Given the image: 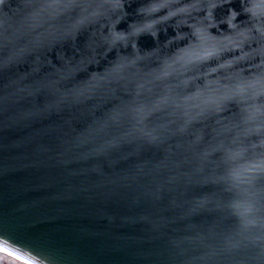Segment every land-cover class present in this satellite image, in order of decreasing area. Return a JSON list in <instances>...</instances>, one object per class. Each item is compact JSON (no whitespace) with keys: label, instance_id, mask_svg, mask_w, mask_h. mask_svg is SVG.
<instances>
[{"label":"water","instance_id":"95a60500","mask_svg":"<svg viewBox=\"0 0 264 264\" xmlns=\"http://www.w3.org/2000/svg\"><path fill=\"white\" fill-rule=\"evenodd\" d=\"M31 2L0 5V245L36 264H264L260 0H169L166 21L120 0L68 28ZM197 30L215 54L191 65Z\"/></svg>","mask_w":264,"mask_h":264},{"label":"clouds","instance_id":"9594fccd","mask_svg":"<svg viewBox=\"0 0 264 264\" xmlns=\"http://www.w3.org/2000/svg\"><path fill=\"white\" fill-rule=\"evenodd\" d=\"M28 6L41 17L45 24L49 20H55L58 27L68 28L73 24L90 23L98 17L105 16L116 5L112 0H32ZM52 10H56L54 16ZM60 16H64L65 19L58 20ZM4 39L6 42H11L8 37Z\"/></svg>","mask_w":264,"mask_h":264},{"label":"snow or ice","instance_id":"6c2138e0","mask_svg":"<svg viewBox=\"0 0 264 264\" xmlns=\"http://www.w3.org/2000/svg\"><path fill=\"white\" fill-rule=\"evenodd\" d=\"M0 3H3V0H0ZM113 3L119 7L120 6V0H113ZM230 3V0H196L195 3L191 5V7L195 8L198 5L203 6L205 4H210L212 8H223L225 7L226 4ZM261 5H264V0H260ZM171 7V4L169 0H157V2L153 3L151 7H148L146 9L142 10V13H146L147 15H144L143 17L145 18L144 20H150V17L152 16L153 13H157V9H169ZM183 12L184 9H181ZM162 16V19L166 21L168 19V16H163L162 13H157ZM203 14V13H201ZM175 15L174 13L169 12V16ZM154 20V19H151ZM156 23H159L160 21H155ZM134 32L132 34H135L136 32H144V31H150L153 29V24L152 23H144L142 27H136L133 25ZM195 36L199 38L200 43L197 45V48H199L201 51H203V55L200 54L199 51H196L195 49L192 51L191 56L192 58L189 59L188 63L191 65H195L196 62L198 61H204L206 60L209 56H212L215 54V51L209 50L207 48V37L199 30H197L194 33ZM126 39L123 36L117 35L115 37L116 41L124 40ZM180 59H183V57H180ZM212 103H215V101H212ZM219 107V105H217ZM258 167H264V165H258Z\"/></svg>","mask_w":264,"mask_h":264},{"label":"rangeland","instance_id":"374dc122","mask_svg":"<svg viewBox=\"0 0 264 264\" xmlns=\"http://www.w3.org/2000/svg\"><path fill=\"white\" fill-rule=\"evenodd\" d=\"M0 264H33L0 246Z\"/></svg>","mask_w":264,"mask_h":264}]
</instances>
